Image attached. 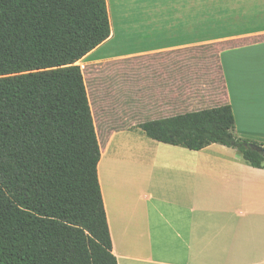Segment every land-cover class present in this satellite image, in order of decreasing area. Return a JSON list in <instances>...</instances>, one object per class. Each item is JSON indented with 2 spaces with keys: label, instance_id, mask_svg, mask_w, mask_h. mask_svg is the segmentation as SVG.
Returning a JSON list of instances; mask_svg holds the SVG:
<instances>
[{
  "label": "crops",
  "instance_id": "obj_1",
  "mask_svg": "<svg viewBox=\"0 0 264 264\" xmlns=\"http://www.w3.org/2000/svg\"><path fill=\"white\" fill-rule=\"evenodd\" d=\"M107 3L111 36L81 62L119 74L100 114L88 93L118 264H264V168L237 151L158 142L127 174L123 139L109 178L102 168L137 125L224 105L236 135L264 145V0L154 1L124 28Z\"/></svg>",
  "mask_w": 264,
  "mask_h": 264
},
{
  "label": "trees",
  "instance_id": "obj_2",
  "mask_svg": "<svg viewBox=\"0 0 264 264\" xmlns=\"http://www.w3.org/2000/svg\"><path fill=\"white\" fill-rule=\"evenodd\" d=\"M110 36L107 0H0V264H118L77 65ZM136 127L191 151L223 145L264 168L251 148L264 145L236 135L230 105Z\"/></svg>",
  "mask_w": 264,
  "mask_h": 264
},
{
  "label": "rangeland",
  "instance_id": "obj_3",
  "mask_svg": "<svg viewBox=\"0 0 264 264\" xmlns=\"http://www.w3.org/2000/svg\"><path fill=\"white\" fill-rule=\"evenodd\" d=\"M111 4V12L112 16L115 19L116 26L120 28H124L125 22H122V19H126L127 16L136 15L135 9H139L140 6H144L145 4L154 2V1H162V0H109ZM131 8H134V11H131ZM128 23V22H127ZM215 62V59H212ZM211 61V62H212ZM78 66H81L84 78L89 83L90 87V96L94 101V108L97 113H101L102 105L104 101L103 95H100L104 92L103 88L107 90L109 93L110 99H112L113 89L115 87V77L119 76V74L115 75L113 72L107 73L98 67L90 68L87 64L86 70H84L83 64L81 61L77 63ZM128 99V96L126 97ZM112 101V100H111ZM128 104V101H126ZM139 128L135 127L132 130H137ZM100 135H106L103 131H100ZM125 140L124 145H133L132 148H123L122 152L118 155L120 162L122 163L123 168L126 170L127 174L130 172L129 167H131V163H133L134 159L144 157H151L155 153V149L158 146V142L150 139L146 136V134L142 130L134 131L129 134H123L117 137L115 144L113 145L110 154L103 161V170L106 177L109 178V175L112 174L113 170V155L114 149L116 148V144L121 140ZM234 150V149H233ZM236 151V150H235ZM119 170L122 173L124 170ZM129 169V170H128Z\"/></svg>",
  "mask_w": 264,
  "mask_h": 264
},
{
  "label": "water",
  "instance_id": "obj_4",
  "mask_svg": "<svg viewBox=\"0 0 264 264\" xmlns=\"http://www.w3.org/2000/svg\"><path fill=\"white\" fill-rule=\"evenodd\" d=\"M252 150L259 152L262 156H264V147L251 146Z\"/></svg>",
  "mask_w": 264,
  "mask_h": 264
}]
</instances>
